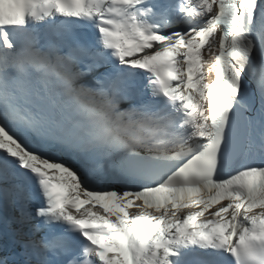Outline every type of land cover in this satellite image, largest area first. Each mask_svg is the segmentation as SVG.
Segmentation results:
<instances>
[{"label": "snow or ice", "instance_id": "snow-or-ice-1", "mask_svg": "<svg viewBox=\"0 0 264 264\" xmlns=\"http://www.w3.org/2000/svg\"><path fill=\"white\" fill-rule=\"evenodd\" d=\"M0 192L28 264H264V0H0Z\"/></svg>", "mask_w": 264, "mask_h": 264}, {"label": "rangeland", "instance_id": "rangeland-1", "mask_svg": "<svg viewBox=\"0 0 264 264\" xmlns=\"http://www.w3.org/2000/svg\"><path fill=\"white\" fill-rule=\"evenodd\" d=\"M18 209V206L13 204L12 202L5 204L4 208H3V212L5 214H9V212L14 211V209ZM21 221L24 223L23 228H21ZM13 223H18L19 227L15 228L16 226ZM8 227H10V229H13L14 233H22V235L19 234V236H25L27 235V240H29L30 238L32 239V236L29 233V228H30V224L20 215L17 219L12 220L11 223L8 224ZM15 228V229H14ZM27 244V242H23L24 248L22 249V251L25 253L26 252V248L25 245ZM15 247V245H13V243L10 242V244L7 242H4L0 244V259H7L8 264H28V260L29 257L24 256L25 254H18L17 252L15 253L13 248ZM25 252H24V251Z\"/></svg>", "mask_w": 264, "mask_h": 264}, {"label": "bare ground", "instance_id": "bare-ground-1", "mask_svg": "<svg viewBox=\"0 0 264 264\" xmlns=\"http://www.w3.org/2000/svg\"><path fill=\"white\" fill-rule=\"evenodd\" d=\"M0 198H2V201H3V203H6V204H8V203H10L11 201H6L5 200V198H4V195H3V193L2 192H0ZM9 216H10V223L12 222V220H14V219H17L20 215H21V213H20V210H19V208L17 209H14V211H12V212H9V214H8ZM16 227L15 228H17V227H19V225H18V223H13ZM23 225H24V223L21 221V228H23L24 229V227H23ZM14 228V229H15ZM7 235H9L11 238H13L12 240V243L16 246V247H18V251H20V248H24V245H23V242L24 241H26V237L25 236H19V234H20V231H19V233H14L13 232V229L11 230L10 229V227H8V224H7ZM24 230H26V229H24ZM20 235H22V233L20 234ZM24 251V250H23ZM25 252V251H24ZM26 253V252H25ZM20 255V254H19Z\"/></svg>", "mask_w": 264, "mask_h": 264}, {"label": "water", "instance_id": "water-1", "mask_svg": "<svg viewBox=\"0 0 264 264\" xmlns=\"http://www.w3.org/2000/svg\"><path fill=\"white\" fill-rule=\"evenodd\" d=\"M6 203H3V201H2V198H0V223L1 224H7L10 220V216L8 215V214H5L4 212H3V208H4V205H5ZM6 232H4V234H2V237H1V243H3V241L4 242H7L8 241V243L10 244V242L12 243V239L13 238H11L9 235H7V234H5ZM31 240V238L29 239V240H27V235H26V241H24V242H29ZM14 245V244H13ZM16 247V246H15ZM14 247V248H15ZM12 248H13V246H12ZM13 248V249H14Z\"/></svg>", "mask_w": 264, "mask_h": 264}]
</instances>
